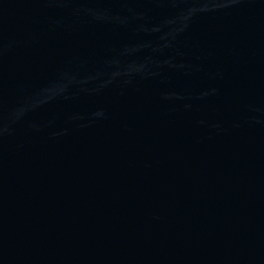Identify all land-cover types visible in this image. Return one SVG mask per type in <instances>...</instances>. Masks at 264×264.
<instances>
[{
    "label": "water",
    "instance_id": "obj_1",
    "mask_svg": "<svg viewBox=\"0 0 264 264\" xmlns=\"http://www.w3.org/2000/svg\"><path fill=\"white\" fill-rule=\"evenodd\" d=\"M0 264H264V0H0Z\"/></svg>",
    "mask_w": 264,
    "mask_h": 264
}]
</instances>
